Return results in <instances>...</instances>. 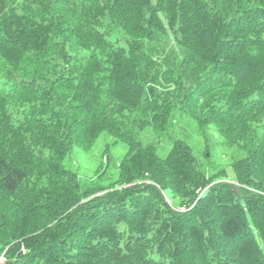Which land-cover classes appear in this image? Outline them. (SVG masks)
Listing matches in <instances>:
<instances>
[{"label":"trees","instance_id":"16d2710c","mask_svg":"<svg viewBox=\"0 0 264 264\" xmlns=\"http://www.w3.org/2000/svg\"><path fill=\"white\" fill-rule=\"evenodd\" d=\"M0 264H264V0H0Z\"/></svg>","mask_w":264,"mask_h":264},{"label":"rangeland","instance_id":"374dc122","mask_svg":"<svg viewBox=\"0 0 264 264\" xmlns=\"http://www.w3.org/2000/svg\"><path fill=\"white\" fill-rule=\"evenodd\" d=\"M4 85V84H2ZM6 86V85H4ZM178 130L180 133L185 135L188 140L191 143H195L196 139H199L200 147H203L205 142L204 139L198 137L196 133L193 130V125L190 124L188 121L181 122L178 125ZM147 138H150V136H147ZM107 138L103 134L97 143L95 144L94 148L87 150L85 152H81L78 150H75L74 158H75V166L79 168L80 175L82 177H86L89 174H91L92 170L96 167V165L101 161V155L102 151L104 149V146L106 144ZM204 142V143H203ZM210 142L214 145L213 149V159L218 160L220 162H223L224 153L227 152L221 144V140H219L218 137H215L213 135L210 136ZM115 153L120 154V152L123 150H120V148L115 149ZM234 150H229L226 154L228 157H232ZM227 166V163H223Z\"/></svg>","mask_w":264,"mask_h":264}]
</instances>
